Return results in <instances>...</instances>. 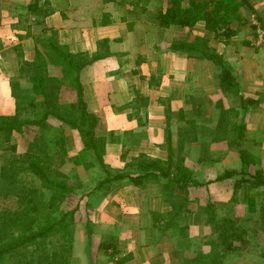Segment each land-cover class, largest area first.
I'll return each instance as SVG.
<instances>
[{
    "label": "crops",
    "instance_id": "0c3cea01",
    "mask_svg": "<svg viewBox=\"0 0 264 264\" xmlns=\"http://www.w3.org/2000/svg\"><path fill=\"white\" fill-rule=\"evenodd\" d=\"M159 1L145 0L134 13L133 5L121 8L105 0H0V117H16L18 103L40 104L44 100L36 96L24 68V63L47 53L44 44L58 40L68 52L89 57L101 52L106 56L87 65L80 77L88 107L100 120L103 159L109 170L124 171L132 159L141 156L167 162L171 135L176 156L181 146L185 166L192 173L186 178L172 175L176 182L188 180L189 193L170 188L168 180L154 175L138 186L127 178L107 190L106 184H99L105 176L95 165L98 177L92 176L91 189L82 196L93 235L88 236V221L75 225L70 264H185L196 242L210 234L208 205L225 211L224 216L232 215L237 207L234 178L216 179L227 171L240 170L239 157L213 179L192 169L201 162L214 167L223 159H235L236 151L226 142H207L190 132L207 128L204 108L215 103L228 109L233 100L220 89L219 67L181 51V43L209 38L210 47L222 54L226 67L239 78L242 94L256 100L241 112L240 122L244 119L249 137L244 147L257 155L255 170L264 171V49L259 53L251 46L255 31L246 26L225 44L209 35L201 22L193 28H162L156 8L165 0L158 5ZM252 4L256 15H264V0H252ZM256 58L261 61L256 63ZM49 73L47 102L69 117L74 113L76 93L60 80L59 68L51 66ZM20 113L25 115L22 109ZM40 113L39 108L36 118ZM216 120L217 126L219 118ZM49 124L66 131L68 153L77 146L75 138L79 152L83 149L77 129L53 116H49ZM11 151V142L0 145V156ZM250 185L242 184L238 201L245 204L249 217H258L261 200L254 189L262 193L263 187ZM104 246L115 247L118 254ZM236 258L231 251L223 264H234Z\"/></svg>",
    "mask_w": 264,
    "mask_h": 264
},
{
    "label": "trees",
    "instance_id": "16d2710c",
    "mask_svg": "<svg viewBox=\"0 0 264 264\" xmlns=\"http://www.w3.org/2000/svg\"><path fill=\"white\" fill-rule=\"evenodd\" d=\"M105 1L116 2L121 8L133 5L132 12L136 13L139 11V5L145 0ZM252 14L264 27V15L255 14L252 0H165L163 6L156 8V20L159 27L193 28L201 22L209 35L225 44H229L246 26L252 27L256 35L257 27L250 21ZM209 41L207 37H198L193 43L184 42L179 47L181 51L192 57L206 59L218 66L221 91L229 98L240 100L239 109H222L218 124L213 128L217 134L211 139L212 142L228 141L230 149L238 150L242 162L241 170L227 172L216 179H236V176H239V179L234 182V195L236 196L243 183H250L256 188H264V173L260 169L255 170L257 155L244 147L249 142L247 125L244 119L240 122L241 112L255 104L256 100L242 94L239 78L226 67L222 54L210 47ZM99 46L100 49H103L104 43L100 42ZM43 47L47 53L38 55L32 63H24V68L36 96L44 100L40 104L21 105L18 103L16 117H0V145L6 142L12 143L10 154L5 153L0 156V190L5 189L6 191L4 199L15 201L11 205L12 207H8L9 205L0 207V264H70L73 256L75 225H73L72 217L75 212L62 209L61 204L65 196L78 191L79 188L74 187L61 170V167L65 166L68 156L66 131H60L49 124V116L58 118L64 124L78 130L83 146L78 154L80 158L87 160V165L84 168L85 170L91 169L98 165L101 169L100 175L105 176V179L99 184L102 186L106 184L107 190L114 182L127 178H130L134 185L138 186L143 184L146 178L154 175L168 180L167 186L170 188L177 187L184 190L185 193H189L190 183L188 180L185 183H180L172 178V175H180L181 178L191 175L183 161L181 164L178 161L176 165L173 164L174 160H177V156L172 145L171 135L167 140L169 152L167 162L141 156L132 159L124 171L114 173L109 170L103 159L105 143L99 134L100 120L88 107L80 77L82 70L87 65L105 57L106 54L97 52L93 57H89L88 54H72L58 40L46 43ZM51 66L60 69V80L76 93V101L72 105L74 113L69 117L62 116L58 107H52L47 102L45 94L51 81L49 73ZM39 108L41 113L36 118ZM19 109H22L25 115L19 114ZM229 112H232L231 116L236 117L239 121L225 123ZM189 123L195 129L194 122L189 121ZM28 131H36V134L34 139L29 142V150L20 154L14 136L15 134L27 136ZM205 131L207 130L205 129ZM34 148L41 150L33 152ZM127 169L138 174H131ZM24 175L39 180L40 186L36 188L28 182L29 185L25 186V181L20 178ZM83 188L91 189L90 185L83 186ZM87 204L89 205V203ZM206 210L213 213L209 217L210 222H215L216 208L213 205H208ZM260 216L259 225L264 230V201L260 207ZM90 225L91 223L88 221L87 233L91 238L93 230ZM212 228H217V233L221 234L222 231L218 225L214 224ZM244 237L245 233H240L236 228V231L226 238L229 243H225L224 253L226 250H238L240 247L236 245ZM219 238L222 241V235ZM203 241L206 246H209V253L205 254V251L199 248L200 245L196 244L192 255L186 256L185 264H216L219 260L224 259L225 255L219 249L215 238L207 236ZM106 242L108 245L111 244V237H108ZM103 248L105 250L112 248L113 252L118 254L115 247L104 246Z\"/></svg>",
    "mask_w": 264,
    "mask_h": 264
},
{
    "label": "rangeland",
    "instance_id": "374dc122",
    "mask_svg": "<svg viewBox=\"0 0 264 264\" xmlns=\"http://www.w3.org/2000/svg\"><path fill=\"white\" fill-rule=\"evenodd\" d=\"M162 3H163V0H160L157 4L159 5ZM253 18H255L254 14H252L250 16V21H252ZM251 39H253V40H251V46L254 47L253 41H255V37L254 38L252 37ZM256 51L259 53L260 52L263 53L262 48L256 49ZM259 61H261V60L256 58V63H258ZM221 98L222 97H220L218 99H221ZM227 99H230V98H227ZM231 99L233 100L232 101L233 104L229 105L228 109H225V110H230L232 108L233 109H239L240 108V106H239L240 100L238 98H231ZM220 101H222V100H220ZM222 109H223V107L221 105L217 106V104H215V103L212 107L208 106V108L207 107L204 108V111L202 113L204 115L205 120H207V122H206V125H207L206 130L207 131H190V132L197 134V138H198V135L200 134L201 137H203L205 141L212 142L211 139L214 137V135L217 134V131H213V128L216 126V125H214L216 123V122L214 123V121H217L216 118H220L219 115H220ZM240 111H242V110H240ZM231 113L229 112L227 114V117H226L227 121H225V123L228 121H230L231 123H233L235 121H239V119H236V117L231 116ZM75 133L77 134V138H78L77 131H75ZM35 134H36V131H28L27 136L19 135V137H18V134H15L14 138H15L16 144L18 145V152L20 154H23L29 150V146H30L29 142H31L34 139ZM232 134L235 135V133H232ZM75 141L77 142V146H76V144H74V149L69 151L68 156L66 158V164H65V166L61 167V170H62V172H64L66 174V176L68 177V180H70L71 184H73L74 187L79 188V190H80V188H83V186L90 185V181H91L92 176L98 177L97 174L99 172H98V170H94V168H91V169L88 168L85 170L84 167H85V165H87L86 164L87 160L79 157V154H78L79 150L77 148L78 147V139L76 140V138H75ZM220 142H226L227 143L228 141H220ZM212 143H218V142H212ZM79 146H80V144H79ZM179 147H180L179 156L177 155V160H175V165H176L177 161L180 162V164L182 163V161L184 163V159H183L182 155L185 153H182L181 152L182 147L181 146H179ZM228 147H229V145H228ZM40 150H41L40 148H34L33 152H38ZM233 150L236 151L235 152L236 153L235 159H232V158L223 159L220 163H218L214 167L210 166L209 164L201 162V165L193 164L192 169H196L195 171L200 170V172L202 171L203 174L207 173L208 178L210 176H212L211 179H213V177L222 173L224 168L227 165H233L234 161H235V163H236V161H239L238 150H236V149H233ZM8 154H10V153H8ZM222 157H224V156H222ZM184 165H185V163H184ZM240 170H232V171H227V172H235V171H240ZM260 170L264 173V171L262 169H260ZM227 172H225V173H227ZM190 175H192V173H190ZM220 176H222V175H220ZM220 176H218V177H220ZM20 178H23V180L25 181V183H24L25 186H28L29 184L33 187H36V188H38L40 186V181L37 180L36 178H30L29 176H26V175L20 176ZM236 179H239V176H236ZM236 179H234L233 181L235 182ZM94 183L97 184V180H94ZM250 186L252 187V185H250ZM79 190L76 192H73L70 195L65 196L64 200L62 201V204H61L62 209L75 212L73 217H72L73 225L84 224L85 222L89 221V219H90L88 208H86L84 205V203H86V199H85V202L83 201V203H82V199H83L82 196H85L87 193H89L88 192L89 190H85L84 188H83V190H85V191H83V190L79 191ZM240 191H241V188H240L239 192L237 193V195L234 196V200L237 202L238 205L236 208H234L232 215L230 214L231 212L229 211L230 213L227 216H224L225 211L224 212H221V211L218 212L216 209L217 216L215 217V220H214L215 222H213V223L210 222V231H209L210 234L207 236H209V237L212 236L213 238H215V240H217V243L219 245V249L221 250L222 253H224L225 243L226 242L229 243L226 240V238H229L233 234V232L236 231V228H237L240 233L241 232L245 233V237L242 240H240L239 243H237V245H236V246H239L240 248L238 250L237 249L233 250L234 253H236V255L238 256V258H236V261H234V264H264V230L262 228H260V226H259L260 218H261L260 212H259L258 217L254 216V215H251V217L248 216V211L245 212L246 211V208L244 207L245 204L242 205V203H240L238 201L239 197H240ZM5 192H6L5 189L0 190V207L3 208L4 206H8V205H9L8 207H12L11 205L13 203H15V201L13 199H4ZM254 194L259 196V200H261L259 206L261 207V204L264 201V188L262 190V193L257 191L256 189H254ZM46 196L47 197L49 196L47 192H46ZM86 210H87V212H86ZM211 215H213V213H211ZM214 224L219 226V229L222 231L221 234L217 233L218 232L217 228H214V229L212 228V227H214ZM221 235H222V241L219 238V236H221ZM207 236H204V238ZM203 239L199 242H196V243H197V245H200L199 248H201L205 251V254H208L210 251L209 246L205 245V242L203 241ZM232 241H234V239H232ZM230 252L231 251L226 250V252L224 253V255H225L224 259L222 261L219 260L218 262H216V264H223L224 260L226 259V256L229 255Z\"/></svg>",
    "mask_w": 264,
    "mask_h": 264
},
{
    "label": "built area",
    "instance_id": "2783aa9c",
    "mask_svg": "<svg viewBox=\"0 0 264 264\" xmlns=\"http://www.w3.org/2000/svg\"><path fill=\"white\" fill-rule=\"evenodd\" d=\"M252 24L255 25L257 27L256 29V37H255V41H253V46L256 49H263L264 48V27H262V25L257 21V18L255 16V18L252 19Z\"/></svg>",
    "mask_w": 264,
    "mask_h": 264
}]
</instances>
